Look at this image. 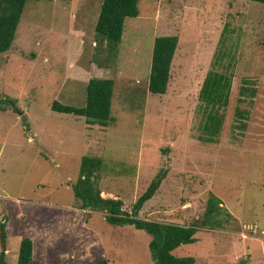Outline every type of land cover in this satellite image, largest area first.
Returning a JSON list of instances; mask_svg holds the SVG:
<instances>
[{
  "label": "rangeland",
  "instance_id": "obj_1",
  "mask_svg": "<svg viewBox=\"0 0 264 264\" xmlns=\"http://www.w3.org/2000/svg\"><path fill=\"white\" fill-rule=\"evenodd\" d=\"M101 0H26L9 50L0 53V220L5 261L32 244L28 264H154L150 236L79 208L70 185L80 157L101 159L100 196L127 214L164 173L136 217L194 225V242L172 251L191 264H264V4L246 0H138L120 41L94 31ZM176 36L165 93L147 91L152 41ZM230 78L211 142L198 100L209 71ZM91 78L111 79L112 121L86 125L52 111L81 107ZM20 116L25 117L24 125ZM220 201V227L201 225ZM1 250V247H0Z\"/></svg>",
  "mask_w": 264,
  "mask_h": 264
},
{
  "label": "trees",
  "instance_id": "obj_2",
  "mask_svg": "<svg viewBox=\"0 0 264 264\" xmlns=\"http://www.w3.org/2000/svg\"><path fill=\"white\" fill-rule=\"evenodd\" d=\"M26 0H0V53L9 50L14 38L15 29ZM51 1V0H46ZM263 3L264 0H246ZM138 0H101L99 12L94 25V31L109 44L120 41L123 21L125 18L136 17ZM176 36H157L153 38L150 66L148 72L147 91L150 94L162 95L165 93L169 66L176 48ZM230 78L219 72L209 70L199 89L198 100L204 112L203 133L207 136L203 140L211 142L220 129L223 112L230 95ZM113 90L111 79L91 78L85 85L84 103L81 107H72L53 101L50 109L57 113L72 114L81 117L86 125L106 127L112 121L110 117V103ZM13 105L14 101L8 98L1 99L2 104ZM101 168V159L83 155L80 157L78 175L70 185L73 198L79 202V208L104 213V220L110 225H130L136 230H143L150 236L148 251L154 264H191V257H175L172 251L181 245L194 242L195 226H181L176 224H160L149 222L136 217L143 203L149 200L157 189L164 173L159 172L150 181L144 192L139 195L131 207L129 214L121 210V201L118 199L103 198L96 184L98 172ZM220 204L217 198L210 196L207 201L204 219L201 225L211 229L219 228L214 217L219 215ZM5 219L0 220V264L5 261ZM32 244L28 238L19 243L16 264H28L31 260ZM97 264H106L105 260Z\"/></svg>",
  "mask_w": 264,
  "mask_h": 264
},
{
  "label": "water",
  "instance_id": "obj_3",
  "mask_svg": "<svg viewBox=\"0 0 264 264\" xmlns=\"http://www.w3.org/2000/svg\"><path fill=\"white\" fill-rule=\"evenodd\" d=\"M20 122H21V124L24 125L25 130H27V125L25 124V117L24 116H20Z\"/></svg>",
  "mask_w": 264,
  "mask_h": 264
},
{
  "label": "crops",
  "instance_id": "obj_4",
  "mask_svg": "<svg viewBox=\"0 0 264 264\" xmlns=\"http://www.w3.org/2000/svg\"><path fill=\"white\" fill-rule=\"evenodd\" d=\"M31 255H32V252H31ZM31 261V260H30Z\"/></svg>",
  "mask_w": 264,
  "mask_h": 264
}]
</instances>
